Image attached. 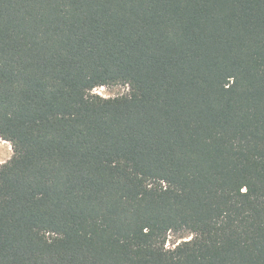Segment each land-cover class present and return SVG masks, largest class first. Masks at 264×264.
Returning a JSON list of instances; mask_svg holds the SVG:
<instances>
[{
    "label": "trees",
    "instance_id": "1",
    "mask_svg": "<svg viewBox=\"0 0 264 264\" xmlns=\"http://www.w3.org/2000/svg\"><path fill=\"white\" fill-rule=\"evenodd\" d=\"M0 138V264H264V0H0Z\"/></svg>",
    "mask_w": 264,
    "mask_h": 264
},
{
    "label": "rangeland",
    "instance_id": "2",
    "mask_svg": "<svg viewBox=\"0 0 264 264\" xmlns=\"http://www.w3.org/2000/svg\"><path fill=\"white\" fill-rule=\"evenodd\" d=\"M128 90H129V87L126 85L115 84V85H110V86L96 87L94 89V92L102 96H105V97H113L117 95H122L128 92ZM12 156H13V148H12L11 142L0 138V163H4L10 160ZM188 237L190 236L186 235V237H183L181 233L170 232L167 238L166 247L174 248L179 242L187 239Z\"/></svg>",
    "mask_w": 264,
    "mask_h": 264
}]
</instances>
